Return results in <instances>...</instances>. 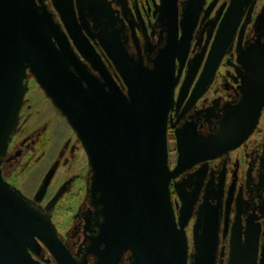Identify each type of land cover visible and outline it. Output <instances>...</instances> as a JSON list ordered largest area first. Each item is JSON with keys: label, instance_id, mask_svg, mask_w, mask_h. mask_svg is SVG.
<instances>
[{"label": "water", "instance_id": "1", "mask_svg": "<svg viewBox=\"0 0 264 264\" xmlns=\"http://www.w3.org/2000/svg\"><path fill=\"white\" fill-rule=\"evenodd\" d=\"M49 1L51 6L47 0H0V264H49L51 258L41 254L44 250L56 264H88V254L96 256L93 264H118L126 254L129 264H217L215 205H201L190 251L187 226L197 190L189 196L183 184L175 183L181 197V205H176L171 183L198 162L238 147L253 132L264 107V43L258 39L247 48L244 62L253 72L246 78L249 90L235 108L225 110L219 131L200 135L192 125L194 137L185 127L177 129L178 159L172 168L168 118L184 85L176 99L180 72L176 75L174 55L182 45L177 40V0H161L159 5V11L173 20L169 32L173 39L153 66L126 50L122 21L112 1ZM242 2L231 0L224 12L189 100L201 97L211 84L236 29ZM205 3L183 2L181 40ZM263 21L264 9L257 18ZM29 75L67 119L87 156V192L103 220L81 260L61 239L51 214L3 176L2 164L20 124ZM53 174V169L48 172L36 199L45 194ZM61 194L62 189L47 209ZM240 245L239 239L232 241L229 264H256L257 242L253 250L249 238Z\"/></svg>", "mask_w": 264, "mask_h": 264}, {"label": "flooded vegetation", "instance_id": "2", "mask_svg": "<svg viewBox=\"0 0 264 264\" xmlns=\"http://www.w3.org/2000/svg\"><path fill=\"white\" fill-rule=\"evenodd\" d=\"M110 1L122 21L119 22V27L126 50L136 59L142 57L146 65L153 66L160 50L168 45L170 37L173 39V32L169 36L173 20H169V17L159 11L161 0H122L123 4ZM184 1L177 0V40L182 41V45L179 55H174L176 75L180 72L175 87L176 99L184 85L180 101H176L169 112L167 129L169 163L172 168L178 159L177 129L185 127L188 129L187 134L194 137L195 131L205 136L219 131L225 110L235 108L245 98L246 90H249L246 78L253 72L244 62L247 48L258 39L264 43V21L257 22L264 9V0H244L238 8L236 29L224 49L211 84L201 97L189 100L231 0H218L210 9L208 7L213 0H206L203 8L188 22L186 37L181 40L183 31L180 21ZM47 3L51 6L49 0ZM96 47L104 55L100 45ZM104 59L115 72L109 58L104 55ZM28 80L29 90L21 109L20 124L2 164L3 176L33 199L36 206H41L45 212L51 214L61 239L74 256L81 260L87 255L91 238L97 233L98 224L103 220L91 205L87 192V156L67 119L52 104L35 79L29 75ZM35 87L41 93L44 110L36 109L29 97ZM55 115L57 119L54 118ZM62 127L67 129L62 131ZM48 135L52 136V142L55 141L50 144L51 148L56 146L55 153L35 189L28 190L27 183L19 181L18 178L29 164L43 160L39 150L48 143ZM82 154L87 160L85 166L80 162ZM52 169L53 177L45 194L38 200L36 195ZM177 182L183 184L184 192L189 196L197 190L193 214L187 226L190 251L193 247V226L199 216V209L201 205L209 202L215 205L218 218L217 264H229L233 240L238 242L239 239L240 246L243 247L248 238L252 250L257 242L256 264H264V107L253 132L238 147L217 158L198 162L172 181V198L176 205H181V197L175 186ZM60 189L62 194L59 199L47 209V205ZM61 210H68V215L57 221L56 217ZM41 254L51 258L49 264H56L47 250ZM86 258L88 264H93L96 260V256L91 254ZM118 264H129L128 255L122 257Z\"/></svg>", "mask_w": 264, "mask_h": 264}, {"label": "rangeland", "instance_id": "3", "mask_svg": "<svg viewBox=\"0 0 264 264\" xmlns=\"http://www.w3.org/2000/svg\"><path fill=\"white\" fill-rule=\"evenodd\" d=\"M29 97L32 98V102L35 104L36 109L44 110L45 105L42 104L41 102V93L37 91L36 87L31 90V92L29 93ZM54 118L57 119L56 115L54 116ZM66 129H67L66 127H62V131L63 130L65 131ZM52 139H53L52 136L48 135L46 137V141H48V143L42 146L39 150L40 155L43 156V160L41 161L37 160L29 164L18 178L19 181H22L23 183H27L28 190L35 189V187L37 186V182L40 180L41 176L43 175V172L47 169L48 165L50 164L53 158L52 156L55 153L56 146H53L51 148L50 144H53L55 142V141L52 142ZM80 156H82L80 162L81 164L85 166L87 164V160H85L86 157H83L84 154ZM76 168H79V167L77 166ZM60 213L62 215H60ZM60 213L56 217L57 221L63 220V218L65 219L66 216L68 215V210H63Z\"/></svg>", "mask_w": 264, "mask_h": 264}]
</instances>
